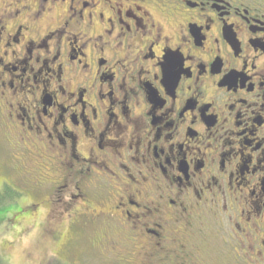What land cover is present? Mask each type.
<instances>
[{
  "label": "flooded vegetation",
  "instance_id": "1",
  "mask_svg": "<svg viewBox=\"0 0 264 264\" xmlns=\"http://www.w3.org/2000/svg\"><path fill=\"white\" fill-rule=\"evenodd\" d=\"M2 126L44 148L28 186L72 230L106 216L141 264H203L219 234L264 263V0H0Z\"/></svg>",
  "mask_w": 264,
  "mask_h": 264
},
{
  "label": "rangeland",
  "instance_id": "2",
  "mask_svg": "<svg viewBox=\"0 0 264 264\" xmlns=\"http://www.w3.org/2000/svg\"><path fill=\"white\" fill-rule=\"evenodd\" d=\"M15 129L18 131L16 127L11 131L4 126L0 127V188L8 184L17 192L9 202H4L6 206L0 210V217H10L0 223V264H141L140 255H130L129 249L132 250L134 244L127 240L126 244L120 242L121 238H125V230L104 220L106 216L98 218L94 224H76L72 230L66 212L58 214L59 209L56 210L54 205L50 213V199L46 198L49 188H39L36 194L28 186L27 179L31 177L26 176V171L31 175L38 171L39 160L44 159V156L41 158L37 153L45 150L43 147L39 150L33 145V152L28 155L17 144L12 134ZM30 143L33 144V141ZM47 167L49 171L42 173L45 178L51 172L50 164ZM34 181L40 186L44 184V181H38L37 178ZM31 202L35 203L34 209L19 210ZM109 205L107 202L103 208H109ZM69 231L72 232L69 234ZM57 232L59 237L54 240ZM217 236H207L204 244L202 241L193 243L199 254L204 249L201 253L205 262L203 264H234V255L231 253L236 246L229 248L230 252L226 251L223 249V234ZM249 258L251 264H264L256 260V257Z\"/></svg>",
  "mask_w": 264,
  "mask_h": 264
},
{
  "label": "trees",
  "instance_id": "3",
  "mask_svg": "<svg viewBox=\"0 0 264 264\" xmlns=\"http://www.w3.org/2000/svg\"><path fill=\"white\" fill-rule=\"evenodd\" d=\"M15 194H17V192L14 189H12L8 184H4L3 187L0 188V210L6 206V204H4V202L5 201L9 202V199H12L13 197L16 196ZM29 208L30 207H28V206H22L19 210L24 211V210H28ZM17 213H19V212H16V214ZM9 218L0 217V223L3 222L4 219L9 220Z\"/></svg>",
  "mask_w": 264,
  "mask_h": 264
}]
</instances>
